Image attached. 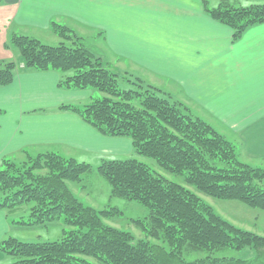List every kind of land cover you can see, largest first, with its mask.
<instances>
[{
  "label": "trees",
  "instance_id": "16d2710c",
  "mask_svg": "<svg viewBox=\"0 0 264 264\" xmlns=\"http://www.w3.org/2000/svg\"><path fill=\"white\" fill-rule=\"evenodd\" d=\"M202 7L230 27L233 38L264 22V0H203ZM50 27L62 40L59 44L10 35L9 46L18 49L24 67L59 71L63 88L103 93L87 104H62L60 109L75 113L102 135L129 137L134 153L153 159L167 172L185 173V183L206 195L264 209V167L240 160L230 140L168 93L112 69L65 24L52 21ZM15 70L13 61L0 65V86L12 81ZM122 77L132 78L128 80L136 87L120 88ZM91 169L89 163L55 151L28 155L21 163L1 161L0 208L11 211L32 203L29 218L15 222L31 226L62 218L64 225L76 227L64 229L53 241L3 240L1 248L17 257L9 264H95L90 258L105 264H264V236L231 224L189 188L136 158H104L95 169L108 182L111 196L148 208L147 217L133 221L145 237L106 224L103 218L119 211L84 204L66 184L80 181ZM224 249L253 252L245 258L214 256ZM197 252L206 255L191 259Z\"/></svg>",
  "mask_w": 264,
  "mask_h": 264
},
{
  "label": "crops",
  "instance_id": "0c3cea01",
  "mask_svg": "<svg viewBox=\"0 0 264 264\" xmlns=\"http://www.w3.org/2000/svg\"><path fill=\"white\" fill-rule=\"evenodd\" d=\"M202 1L0 0V63L12 61V33L42 40L52 21L65 24L85 42L98 41L95 53L114 70L140 77L226 130L240 160L264 167V22L233 38ZM18 61L12 81L0 86V162L46 151L107 158L132 152L129 137L102 135L59 108L86 103L92 89L63 88L59 71ZM5 216L0 211V239Z\"/></svg>",
  "mask_w": 264,
  "mask_h": 264
},
{
  "label": "rangeland",
  "instance_id": "374dc122",
  "mask_svg": "<svg viewBox=\"0 0 264 264\" xmlns=\"http://www.w3.org/2000/svg\"><path fill=\"white\" fill-rule=\"evenodd\" d=\"M70 29L73 30L72 28ZM40 38H42L43 42L54 45L59 44L62 41L56 34L52 32L49 33L47 32L46 34L42 33L40 35ZM95 43L96 41L91 39H86L85 42V44L97 56L94 50L98 45V41L97 44ZM6 47H9V40H7L6 42ZM10 47L11 49L8 50V52L11 54L10 58L12 59L13 62H15V64H19L18 60L20 59L21 56L18 49L13 47L12 45H10ZM100 59L103 62L108 61L107 59H106L107 61L104 60L101 56ZM1 64H3V62L0 63V65ZM112 69H114V67ZM68 73L71 74L72 70H69ZM128 79H132V78L130 77L118 78L119 87L122 89L135 88L136 86L133 83L131 84V82ZM92 91H93L92 98H97L103 95V93L99 92L98 90L92 89ZM91 99H88L86 103H78V104H82V105L87 104L91 101ZM135 103L137 102L135 101ZM212 127H214V129H216L218 132H220L228 139L230 138V136L226 133V130L218 129L216 125L215 126L212 125ZM36 154L38 153L36 152L35 155ZM63 154L66 153L64 152ZM73 157L77 158L80 161H85L89 163L92 169L89 172L84 173L81 176V180L78 182L66 181V184L70 189V191L81 202L95 208L96 210L110 209V208H114L118 210L119 212L117 214L112 215L111 217L103 218V221L106 224L114 226L120 230H124L132 233V235H134L136 238H144L145 234L141 229H139V227H137V225L133 221L135 219H144L145 217H147L149 210L147 207L139 204L136 201L127 200L121 197H113L110 195V186L108 182L100 174H98L95 169L97 165L100 164V161L107 157L91 155V154H75L73 155ZM111 158H120V159L136 158L146 163L152 170L159 173L167 180L181 184L189 188L196 195L202 198L204 202L209 204L218 215H220L223 219L227 220L231 224L235 225L236 227L264 236V209L249 206L236 199H219L206 195L198 191L196 188L189 186L185 183L184 181L185 173L174 174L171 172H167L164 169H162L160 166H158L153 159L138 155L137 153H134L133 150L127 155H118ZM24 160L25 159L22 160L21 157L15 159L14 161L21 163ZM248 162H251L250 165L252 166L260 165L259 163H257L259 162V160L257 161L248 160ZM1 197L2 194L0 193V198ZM31 206L32 203L28 202L19 205L18 207H16L14 210L11 211L0 208V211H2L4 215H6L5 216L6 221H8L7 228L4 229L0 242L8 239L9 237L15 238L21 242L53 241V240H58L63 236L64 229L70 230L76 228V227L64 225L62 222V218L54 221H49L45 224H35L31 226L20 225L17 222H15L20 220H27L30 215ZM149 239L154 243H161L160 240L151 239V238ZM250 252L253 251L250 249H243L240 251L232 250V249H224L215 253L214 256H233L236 258H245L246 256H248V254L251 255ZM205 255H206L205 252H197L194 255H192L191 259L195 257H204ZM16 260L17 257L3 250L0 244V264H9L15 262ZM90 260L95 264H105L94 258H90Z\"/></svg>",
  "mask_w": 264,
  "mask_h": 264
}]
</instances>
